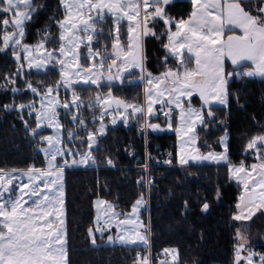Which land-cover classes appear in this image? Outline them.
<instances>
[{"label":"snow or ice","instance_id":"6c2138e0","mask_svg":"<svg viewBox=\"0 0 264 264\" xmlns=\"http://www.w3.org/2000/svg\"><path fill=\"white\" fill-rule=\"evenodd\" d=\"M171 3L172 0H58L54 13L59 12L60 18L55 14L49 17L48 26L37 30L40 39L30 45L23 42L27 25L42 11H47V5L36 0H0V53L11 49L18 64L14 73L3 77L0 92L22 91L8 85L16 84L15 78L22 75L25 67L40 71L53 61L60 67V80L55 85L41 89L27 83L26 90L38 100L0 106L5 111L20 113L18 118L24 128L45 145L38 151L44 154L46 161L44 168L35 165L26 170L0 168V264H70L64 170L77 164H95L92 149L97 144V136L105 133V115L113 116L112 124L117 123V115L127 123L125 114L129 109L134 117H152L159 112L165 116L169 129L173 127V113L178 111L179 125L175 131L180 139L179 163H225L230 179L241 186L236 204L238 211L232 219L247 222L257 213L264 214V134L253 136L246 145L245 151L255 158L250 165L232 164L227 130L219 140L221 152L210 151L204 155L194 147L198 127H207V120L215 119L212 105H228L230 77L264 78V0H190L189 16L178 20L167 11ZM109 21L111 28L106 33ZM53 25L56 33L51 30ZM158 25H162L164 31H160ZM105 38L111 41L110 46L97 47ZM150 39L159 41L166 53L160 59L165 70L157 75L147 67ZM50 42L57 43L58 47L49 49ZM170 59L175 61V67L168 66ZM226 61L238 67L250 62L251 67L242 73L226 72ZM133 70L139 72V80L144 82V104L126 103L114 97L111 91L106 96L97 93L89 107H100L97 119L101 124L97 132H88V151L82 155L75 153L80 155L79 160H58L66 153L74 156L63 136L66 134L68 141H72L79 135L75 128L86 127L78 114L82 101L74 86L100 88L104 81L123 83L125 74H132ZM61 87L71 91V100H60ZM193 96H199L200 108L192 106ZM156 105L159 109H155ZM58 108L71 115L74 128L66 133ZM26 115L34 118V127ZM142 127L163 130L159 124L148 122ZM42 128H51L54 134L41 135ZM185 145H192V150L186 152ZM106 163L114 166L111 159ZM147 183L152 186L151 180ZM146 204L141 194L130 212H121L116 210V204L97 198L94 202L96 216L88 229L92 245H96V233L103 236L115 227L117 234L109 235L108 243L144 245L146 251L137 253L134 264H180L176 248H164L153 260L150 225L141 219V210ZM202 210L207 212L209 205L203 204ZM236 240L233 264L242 261L264 264V254L248 250L247 255H242L248 240L241 229L236 230Z\"/></svg>","mask_w":264,"mask_h":264},{"label":"trees","instance_id":"16d2710c","mask_svg":"<svg viewBox=\"0 0 264 264\" xmlns=\"http://www.w3.org/2000/svg\"><path fill=\"white\" fill-rule=\"evenodd\" d=\"M36 2L46 4L47 11H42L27 25L26 43H35L40 39L37 30L48 26L49 17L55 14L57 19L60 18L59 12L54 13L58 8V0ZM191 7L188 0H174L167 11L178 20L187 18ZM158 27L164 31L162 25ZM110 28L109 21L106 33ZM51 30L56 33L55 25ZM104 44L110 46L111 41L101 39L96 46L102 48ZM47 47L51 49L58 47V44L50 42ZM147 53L148 70L162 72L165 68L160 59L166 53L161 43L155 39L148 40ZM168 66L175 67V61L170 59ZM245 66H232L227 62V72L239 73ZM17 67L11 49L0 53V83H4L3 77L10 76ZM15 79L16 84L8 87L22 91L0 92V106L27 104L37 100V96L26 90L27 83L31 82L41 89L55 85L59 80V72L56 68L44 72L28 70ZM126 80L121 84L103 85L100 88L76 86L75 90L84 104L80 109V118L88 120L99 111L98 107H89L96 92L105 94L111 91L113 96L124 101L142 103L141 83ZM212 111L215 119H208L207 127L200 126L197 129L196 148L201 154L219 152V140L227 130L232 164L246 161L248 141L257 134H264V79L232 76L229 80L228 105H214ZM19 115L16 110L9 112L0 107V168L6 171L26 170L31 165L44 168L46 161L38 151L39 137H33L24 128ZM25 118L32 127L35 126L33 117L26 115ZM61 120L66 129L71 127L68 116L61 115ZM154 121L162 125L165 123L159 117H155ZM142 123L143 117L137 116L127 126L109 125L103 135H98L97 147L92 150L96 167L64 171L70 264H134L135 254L146 251L144 245H104V237L96 238V245H92L88 229L94 222L95 199L101 198L116 204L117 211L130 212L141 194L148 203V211L142 212L141 218L150 225L152 256H158L164 248H176L186 255L180 264H233L236 229L241 226L248 229L249 242L264 253V214L257 213L248 222L232 219L236 213L240 187L229 179L227 165L189 164L173 169L152 167L147 174L152 186H148L146 192V173L140 168L145 162V151L151 162L169 154L175 164V134L148 131L145 141ZM89 126L93 128L92 124ZM77 132L78 136L83 135L82 130ZM81 145L83 147L85 141ZM108 159L113 161L114 166L106 163ZM141 179L144 183L138 184L137 181ZM205 203L209 205L207 212L202 210Z\"/></svg>","mask_w":264,"mask_h":264},{"label":"rangeland","instance_id":"374dc122","mask_svg":"<svg viewBox=\"0 0 264 264\" xmlns=\"http://www.w3.org/2000/svg\"><path fill=\"white\" fill-rule=\"evenodd\" d=\"M174 0H172V2H173ZM188 1H190V0H188ZM192 6V5H191ZM192 8V7H191ZM192 10V9H191ZM186 19V18H185ZM124 29H122V31H123ZM236 32H237V34H239V30H236ZM229 34H231V33H229ZM127 38H126V36H125V40H126ZM24 42V41H23ZM24 43H26V42H24ZM37 42H35V43H27V44H30V45H34V44H36ZM111 51V50H110ZM227 62L228 63H230V65H232L231 64V62L230 61H226V63H225V70H226V72H227ZM244 64H246V66L239 72V73H242L243 71H245V70H247V68H249V67H251V64H250V62H244ZM190 66H194V65H190ZM232 66H235V65H232ZM49 68H56L57 70H58V72H59V80H60V67H59V65H57V64H55V62L53 61L51 64H49L48 65V67L46 68V69H44V70H40V71H37L36 69H30V70H33V71H35V72H44V71H46L47 69H49ZM29 69H27V67H25L24 68V70H23V72L24 71H28ZM165 70V69H164ZM163 70V71H164ZM162 71V72H163ZM153 73V72H152ZM161 73V72H160ZM23 74V73H22ZM154 75H157V74H159V73H153ZM125 79H127L126 81L127 82H139V83H141V86H142V90H143V100H142V103H136V104H140V105H143L144 104V82H142V81H140L139 80V72L137 71V70H133V73L132 74H125ZM246 77V76H245ZM255 78H261V79H264V78H262V77H259V76H254ZM232 77H230L229 78V80L231 79ZM124 79V80H125ZM109 84H121V82L120 81H112V82H107V81H104L103 82V85H109ZM76 86H90V87H94V88H97L96 86H94V85H84V84H78V85H75L74 87H76ZM61 93V95H59V98H60V100L61 101H65V100H71V98H72V94H71V91L70 90H67V89H65V88H63V87H61L60 89H59V94ZM97 93H100V92H96L94 95H93V98L91 99V101L89 102V104L90 103H92L93 101H94V99H95V96L97 95ZM35 95V94H34ZM101 95H104V96H106L107 95V93H105V94H101ZM115 97V96H114ZM116 98H118V97H116ZM39 98L37 97V100H38ZM118 99H121V98H118ZM123 100V99H122ZM126 103H129V104H132V103H135V102H129V101H125ZM83 102H82V106L79 108V110H78V114H80V109L83 107ZM214 105H218V104H213L212 106H214ZM156 106H159V105H156ZM192 106L193 107H195V108H200L201 107V101H200V98H199V96H193L192 97ZM218 106H224V105H218ZM36 107H39V104L37 103L36 104ZM98 107V106H97ZM99 108V111L97 112V114L95 115V116H93V117H91V118H89L88 120H86V119H83V118H81V119H83L84 121H85V124H86V127H84V128H80V127H76L75 128V130H76V132L78 131V130H82L83 131V135L82 136H77V138H75L74 140H72V141H68V139H67V136H66V134L63 136V139L65 140V142H66V144H67V146L68 147H70V148H72V150H73V153H74V156L73 157H69V156H67V153L65 154V157L64 158H58V160H62V159H68L69 160V162H71V160L73 159V158H75V159H77V160H79L80 159V155H75V153H77V152H79L81 155L82 154H84V153H86L87 151H88V148H87V135H88V132H97V130L99 129V127H100V124H101V122L97 119L98 117H99V115H100V111H101V109H100V107H98ZM155 110V109H154ZM167 109H165V111H166ZM57 111L59 112V119H60V122L63 124V122H62V120H61V115L64 117V116H68V118H69V121H70V124H71V127L69 128V129H66L65 128V126H64V130H65V133L67 132V131H69V130H72L73 128H74V125H73V123H72V121H71V115H69V114H66V110L65 109H63V108H58L57 109ZM121 111H122V109H121ZM72 112H77V110L76 109H72ZM130 113H131V109H129V112L128 113H126L125 115L127 116V123H125L124 122V120L120 117V116H116V119H117V123L116 124H112L111 123V120H112V118H113V116L112 115H105V117H104V120H103V124L105 125V131H106V128L109 126V125H118V124H122V125H124V126H127V125H129L133 120H134V118L135 117H137V116H132V115H130ZM206 114V113H205ZM143 117V123H142V126L146 123V122H148V123H154V124H159L160 126H161V129H163V130H156V131H153L152 129H148V128H143V132H144V140L146 141V134H147V132L148 131H151V132H154V133H157V132H172V133H174L175 134V154H176V163L174 164L173 162H172V158L170 157V161H171V163H169V166L168 167H166V168H168V169H173V168H179V167H186L187 165H189V164H199V163H192V162H190V163H188V164H185V165H181L180 163H179V152H180V139H179V137H178V135H177V133H176V131H175V128L176 127H178V125H179V117H178V111L177 112H174L173 113V120H172V125H173V127H172V129H169L168 128V126H167V121H166V118H165V116H162V115H158V114H156V115H154V116H152V117H144V116H142ZM157 118V117H159V118H161V119H163V122H165L164 123V125H162V124H160L159 122H157V121H154V118ZM89 124H92L93 125V128L92 127H90L89 126ZM64 125V124H63ZM89 126V127H88ZM200 127V126H199ZM42 131V134L41 135H53L54 134V130L53 129H51V128H42L41 130H40V132ZM224 136V135H223ZM98 137V136H97ZM85 141V145L82 147V145H81V143H83ZM81 145V146H80ZM45 145H43V144H41L40 143V146H39V148H41V147H44ZM97 147V144H96V146L93 148V149H95ZM192 145H185V149H186V152H190L191 150H192ZM194 147H196V144H195V146ZM92 149V150H93ZM221 151V150H220ZM219 151V152H220ZM40 152V151H39ZM41 154H42V156H43V158L45 159V157H44V154L42 153V152H40ZM204 155H207V153L206 154H204ZM145 159H146V163L147 164H149L151 161H149L148 160V155H147V152L145 151ZM205 162V161H204ZM253 162H255V158L253 157V156H251V155H249V154H247V158H246V161H243V163H245V164H247V165H250V164H252ZM240 163H238V164H235V165H239ZM144 165V164H143ZM143 165H142V167H143ZM199 165H203V164H199ZM96 167V165L95 164H93V163H91V162H89L88 164H77V165H74V166H72V167H66L65 168V170H68V169H89V168H95ZM64 170V171H65ZM144 170V169H143ZM150 170V169H149ZM149 170H147V174H148V171ZM227 171H228V177H229V179H230V173H229V170H228V166H227ZM144 172H146V170H144ZM149 180V179H148ZM231 180V179H230ZM146 181V180H145ZM231 181H233V182H235L234 180H231ZM236 183V182H235ZM145 184H146V192H148V183L147 182H145ZM237 184V183H236ZM239 187H240V194H241V186L239 185ZM240 194H239V196H240ZM96 200V199H95ZM95 200H94V202H95ZM147 201V200H146ZM94 202H93V208H94V219H95V216H96V208H95V206H94ZM239 202V197H238V200H237V203ZM131 211V210H130ZM144 211H148V203L146 204V206H145V208L144 209H142L141 210V213L142 212H144ZM238 210H237V208H236V212H237ZM142 219V218H141ZM248 222V221H247ZM238 229H241L243 232H244V235L247 237V240H248V245H247V249L242 253V255H247V251L248 250H251V251H253V252H255V253H257V254H264L263 252H260L256 247H255V245L253 244V243H250L249 242V231H248V229L246 228V227H244V226H241V227H239ZM237 230V229H236ZM116 234H117V229L115 228V227H113L110 231H108V232H105L104 233V235L103 236H101L100 235V233H96V238H99V237H104V245H110V246H142V244H138V245H122V244H120V243H108L107 242V237L109 236V235H111V236H113V237H115L116 236ZM90 238V237H89ZM91 240V239H90ZM237 241V240H236ZM238 243V241L236 242V244ZM235 244V245H236ZM179 251V253H180V261L181 260H184L185 259V252H183V251H181V250H178ZM139 252H141V251H139ZM142 253V252H141ZM256 260L258 261V256L256 257ZM241 264H244V262L242 261L241 262Z\"/></svg>","mask_w":264,"mask_h":264},{"label":"built area","instance_id":"2783aa9c","mask_svg":"<svg viewBox=\"0 0 264 264\" xmlns=\"http://www.w3.org/2000/svg\"><path fill=\"white\" fill-rule=\"evenodd\" d=\"M159 107L160 106H155V109H159ZM157 114L158 115H162V116H164L163 114H161V113H159V112H157ZM170 160V155L169 154H166L163 158H161L160 160H155V159H153V161L152 162H150L149 164H147L146 163V159H145V162H144V165H143V167L141 166L140 168L141 169H144V170H146V181L145 182H148L149 180H148V178H147V170H149L150 168H152V167H156V166H158V167H168L169 166V163H166V161H169ZM145 166H147V167H145ZM138 253V252H137ZM137 253L135 254V258H136V255H137ZM139 253H141V252H139ZM153 257V260L155 261L156 260V258H157V256H152Z\"/></svg>","mask_w":264,"mask_h":264},{"label":"crops","instance_id":"0c3cea01","mask_svg":"<svg viewBox=\"0 0 264 264\" xmlns=\"http://www.w3.org/2000/svg\"><path fill=\"white\" fill-rule=\"evenodd\" d=\"M220 148H221V151L223 150L222 149V146L220 145ZM220 151V152H221ZM199 164H208V165H226L225 163L221 162V163H214V162H211V161H203V162H200ZM240 222V221H239Z\"/></svg>","mask_w":264,"mask_h":264}]
</instances>
